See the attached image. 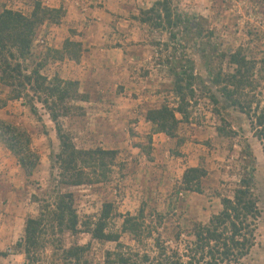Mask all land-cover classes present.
<instances>
[{
  "label": "rangeland",
  "instance_id": "374dc122",
  "mask_svg": "<svg viewBox=\"0 0 264 264\" xmlns=\"http://www.w3.org/2000/svg\"><path fill=\"white\" fill-rule=\"evenodd\" d=\"M135 1L126 22L117 16L114 23H104L101 13L109 9L103 0H0V12L10 9L23 15L32 12L35 2L46 8L60 5L55 21L36 30L23 66L27 71L39 67L48 80L56 76L76 83L81 100L68 102L72 108L58 120L76 149L115 152V158L104 159L91 176L93 184L60 186L55 162L59 141L47 111L31 93L36 114L29 109V98L8 101L0 120L28 132L39 162L27 175L0 142V253L7 254L0 256V264H23L14 245L25 220L35 218L54 192L72 193L82 220L98 217L103 204H110L117 215L109 221L110 231L119 232L118 215H135L142 209L147 215H164L165 228L186 232L221 210L222 197L232 196L253 162L261 216L255 245L238 264H264V146L250 118L222 98L212 83L217 72L232 70L229 55L242 48L247 57L261 61L254 85L256 100L264 102V0H168L171 28H155V16L141 14L157 0ZM66 40L80 43L78 60L61 55ZM93 49H117L109 55L119 65L105 68L99 55L93 57ZM97 60L96 69L88 71V62L94 65ZM70 64L80 67L71 70ZM190 74L192 79L187 78ZM8 96L9 89L0 86V97ZM181 97L187 119L175 114L181 121L175 136L154 132L145 118L147 111L162 105L175 108ZM191 167L201 171L200 192L185 190L182 177ZM64 241L85 244L90 238L66 235ZM120 242L133 245L127 235ZM113 247L114 243L92 242L89 257L99 262Z\"/></svg>",
  "mask_w": 264,
  "mask_h": 264
},
{
  "label": "trees",
  "instance_id": "16d2710c",
  "mask_svg": "<svg viewBox=\"0 0 264 264\" xmlns=\"http://www.w3.org/2000/svg\"><path fill=\"white\" fill-rule=\"evenodd\" d=\"M141 14H153L155 28H161L162 24L168 28L174 25L168 0L156 2ZM58 15L59 9L42 7L39 2L34 3L29 15L10 9L0 12V86L9 89L7 99L0 97V110L8 101L25 97L30 99V111L36 114L30 93L36 97L54 124L59 141L55 161L57 184L77 187L93 184L95 181L91 176H95L96 169L103 166L104 159H114L115 152L76 149L58 123L59 118L72 108L68 102L81 100L76 83L56 76L48 80L40 73L39 67L27 71L23 66L30 55L36 30L45 22H54V17ZM150 20L140 21L147 23ZM80 47V43L66 40L61 55L65 53L68 58L78 60ZM259 62L247 57L242 48H238L229 55L228 63L232 70L217 72L212 77V83L222 98L250 118L254 135L264 146V102L256 100L257 85H254ZM187 78L192 79V74ZM186 105L181 97L175 108L162 105L148 110L145 118L153 125L154 132L172 138L181 122L175 114L186 120ZM60 109L63 113H59ZM0 142L16 158L21 169L27 175L32 174L39 157L31 146L28 132L0 120ZM250 164L236 183L232 196L222 197L221 210L212 215L207 223L194 224L189 231L165 228L164 215H147L142 209L135 215H118L122 220L120 230L110 231L109 221L117 216L112 214L110 204H103L98 217L89 216L82 220L76 211L73 194L57 191L50 200L41 203L35 218L25 220L23 234L13 249L23 255V264H238L255 245L261 216L254 192V162ZM200 177V169L187 168L182 177L185 190L200 192ZM81 234L89 236L90 241L85 244L76 241L66 244L64 241L66 235L76 237ZM122 235H127L133 245L120 242ZM92 242L114 243V247L104 251L101 261L95 262L89 257ZM0 256L7 254L0 253Z\"/></svg>",
  "mask_w": 264,
  "mask_h": 264
},
{
  "label": "crops",
  "instance_id": "0c3cea01",
  "mask_svg": "<svg viewBox=\"0 0 264 264\" xmlns=\"http://www.w3.org/2000/svg\"><path fill=\"white\" fill-rule=\"evenodd\" d=\"M58 1H60V0H58ZM158 1H162V0H157L156 2H158ZM103 2H104V4H106L107 7H105V8L109 9V12L108 13H103V12L101 13V15L103 16L102 17V22H104V23H114L115 22L114 19H116L117 16L124 17V21H125L126 20V15L130 12L131 6H134L136 1L135 0H103ZM154 4H153V6H154ZM59 6L60 5H53V6H50L49 4L47 5V7L55 8V9L58 8ZM71 12H72V7L69 8L68 13H71ZM75 16H76V18H75L76 21H78V19L81 18V17H79L77 15V13H76ZM66 20H67V18H66ZM118 20H120V19H118ZM103 50L100 49V51H98L97 49H93L91 51L93 57H95L96 55H99L100 58H101L100 62L101 63L103 62L102 64L105 65V68L112 67L113 64L118 66L119 64L114 63L111 60L110 55H109L111 53L112 54H117L118 50L117 49H113L112 52H111V50H108V49H105L104 51ZM120 53L122 54V51H120ZM97 63H98V60L94 63V65H92L91 63L88 62V64H87L88 71L89 70L93 71V69H96L97 65H95V64H97ZM81 64H83V63H81ZM69 66H70L71 70H73V69H76L77 67L79 68L80 64H77L76 65L77 67H75V66H73L71 64Z\"/></svg>",
  "mask_w": 264,
  "mask_h": 264
}]
</instances>
